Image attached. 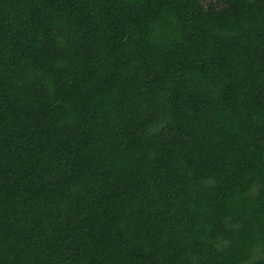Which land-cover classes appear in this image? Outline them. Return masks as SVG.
<instances>
[{"label": "trees", "instance_id": "16d2710c", "mask_svg": "<svg viewBox=\"0 0 264 264\" xmlns=\"http://www.w3.org/2000/svg\"><path fill=\"white\" fill-rule=\"evenodd\" d=\"M0 264H264V0H0Z\"/></svg>", "mask_w": 264, "mask_h": 264}, {"label": "rangeland", "instance_id": "374dc122", "mask_svg": "<svg viewBox=\"0 0 264 264\" xmlns=\"http://www.w3.org/2000/svg\"><path fill=\"white\" fill-rule=\"evenodd\" d=\"M208 1V0H207Z\"/></svg>", "mask_w": 264, "mask_h": 264}]
</instances>
